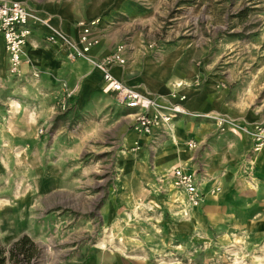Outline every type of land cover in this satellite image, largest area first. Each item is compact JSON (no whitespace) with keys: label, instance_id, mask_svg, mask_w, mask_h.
<instances>
[{"label":"rangeland","instance_id":"rangeland-1","mask_svg":"<svg viewBox=\"0 0 264 264\" xmlns=\"http://www.w3.org/2000/svg\"><path fill=\"white\" fill-rule=\"evenodd\" d=\"M35 2L67 35L60 25L79 30L96 21L98 54L123 46L118 78L137 80L132 87L185 113L144 134L131 110L102 90L91 63L65 58L81 72L92 68L71 79L26 54L28 70L14 76L1 58L4 256L26 235L36 249L22 264H94L114 254L160 264H264V188H201L204 202L190 207L170 180L176 166L200 165L212 142L228 141L216 152L258 154L246 131L264 124V0ZM160 79L166 93L144 88Z\"/></svg>","mask_w":264,"mask_h":264},{"label":"built area","instance_id":"built-area-1","mask_svg":"<svg viewBox=\"0 0 264 264\" xmlns=\"http://www.w3.org/2000/svg\"><path fill=\"white\" fill-rule=\"evenodd\" d=\"M27 1L0 0V36L3 39L9 71L12 75L22 74L21 65L26 57L24 46L34 28L43 27L45 41L51 44L57 43L63 49L65 58L68 60L83 59L100 72L102 90L112 93L119 106L131 110L129 115L133 119L132 125L135 130L144 134L151 133L160 125L169 122L175 115L174 113H185L179 104L168 106L157 103L152 96L145 95L115 76L113 69L120 65L123 66L126 62L122 45L98 57L92 54L94 46L98 44V38L94 33L96 21L81 22L77 38H73L56 26H52L42 13L30 9ZM32 73L33 76L38 75L36 69ZM172 96L176 94L172 93ZM177 99L182 101L184 96H178ZM222 120L218 118L219 123ZM246 132L253 145V150L257 153H264V124H254ZM188 143L189 148H194L197 144L192 141ZM196 176L187 168L176 166L170 177L174 187L181 190L190 207L200 205L205 197Z\"/></svg>","mask_w":264,"mask_h":264},{"label":"crops","instance_id":"crops-1","mask_svg":"<svg viewBox=\"0 0 264 264\" xmlns=\"http://www.w3.org/2000/svg\"><path fill=\"white\" fill-rule=\"evenodd\" d=\"M27 5L29 8H33L41 11L42 13H48V7L35 2V0H28ZM40 12V13H41ZM44 13V14H45ZM50 14V13H49ZM55 14L52 13L50 15ZM56 16V15H55ZM61 20L60 17H54L53 21ZM56 23V22H54ZM59 26V24L57 25ZM70 30L64 28L65 26L60 27L64 29L70 36L77 38L78 30L73 28V22L70 23ZM45 30L43 27H35L32 35L28 38L24 50L28 57L33 60L41 68H46L50 71H54L59 75L67 76L71 79H82L87 76L92 70L91 66L84 72H81V69L78 67V63H69L65 61V55L63 49L56 43L51 44L45 41ZM92 54L95 56H100L96 50L93 49ZM5 60L6 64L9 66L7 53L5 52L3 39L0 36V60ZM28 70L27 64L25 62L21 65L22 75ZM80 73V74H79ZM100 73V72H99ZM113 73L117 77H123L118 69L114 68ZM80 76H79V75ZM91 76L95 78L99 77V74L96 71H93ZM78 77V78H77ZM101 77V75H100ZM122 78V79H123ZM143 77L139 78L140 82ZM155 80V79H154ZM137 80L129 79L127 81L128 85H136ZM126 83V84H127ZM146 90L157 93H166L167 86L166 81L164 83L163 79L159 80L155 85H150L144 87ZM236 141V140H235ZM220 145H216L215 142L210 143L212 149L210 151H205L200 154V165L197 164L192 168H187L197 175L198 181L200 182L201 188H264V153H258L253 157L247 158L246 154L235 152L228 153L226 151L216 152L214 149L217 146L218 150H226L228 141H218ZM231 143V142H230ZM250 161L251 164H248ZM253 163V164H252ZM199 170V172H198ZM244 170V172H242ZM246 173V174H245ZM204 202V201H203ZM219 205V203L215 204ZM99 257V255H97ZM111 256V255H110ZM117 256V255H116ZM120 259H116L115 254L113 259H104L96 260L94 264H160L152 260H138L135 258H123L119 256Z\"/></svg>","mask_w":264,"mask_h":264},{"label":"trees","instance_id":"trees-1","mask_svg":"<svg viewBox=\"0 0 264 264\" xmlns=\"http://www.w3.org/2000/svg\"><path fill=\"white\" fill-rule=\"evenodd\" d=\"M36 249V244L26 235L17 239L7 251V256H4V251L0 247V264H22V260L30 258Z\"/></svg>","mask_w":264,"mask_h":264}]
</instances>
